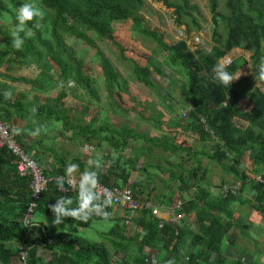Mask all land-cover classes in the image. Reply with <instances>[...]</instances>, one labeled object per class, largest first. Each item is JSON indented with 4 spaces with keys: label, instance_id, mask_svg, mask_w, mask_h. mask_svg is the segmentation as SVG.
Wrapping results in <instances>:
<instances>
[{
    "label": "trees",
    "instance_id": "obj_1",
    "mask_svg": "<svg viewBox=\"0 0 264 264\" xmlns=\"http://www.w3.org/2000/svg\"><path fill=\"white\" fill-rule=\"evenodd\" d=\"M27 1L0 0V19L7 12L13 23L17 24L16 14L12 9ZM37 1L45 12L41 21L44 28L40 32V28L37 30L35 27L36 20L29 22L27 27L34 30L37 36L31 40L24 38L22 49L17 50L15 55L25 57L26 51L34 48V41L50 48L47 54L57 67V72L53 73V67L46 69L51 72L49 75L51 80L59 83L73 81L79 88L91 86L90 75L86 76L84 69V60H77L64 43L65 38L75 37L78 42L97 51V57L100 58L105 73L104 81L111 95L114 96V83L118 85L117 90L122 92L128 90V82L119 78L118 71L98 49L96 42L88 33H94L101 40L112 42L119 49L121 58L133 63L136 83L155 88L157 94L159 89L153 83V74L165 75L163 66L171 71L172 76L168 78L171 91L168 95L173 100H168L166 110L160 109V112L155 110L158 114L157 119L150 115L151 122L162 132V137L146 138L143 135L137 137L154 148L172 150L174 155H179L185 150L188 157L193 159V165L183 169L186 176L174 172L169 175V178L180 184L179 193L182 199L188 198L187 202L182 200L184 206L176 209L175 214L178 216L184 214L186 217L177 218L174 224L168 222L164 224L149 210H140L136 217L128 219L125 215L123 217L115 215L120 209L114 212L112 207H108L105 211L111 215L107 222H112L114 227L105 233L104 243L92 242L78 234L58 232L46 224V218H55L49 205L56 204L59 197H65L72 201L69 207H77L79 195L83 193L82 187H78L68 194H60L59 184L52 182L42 194L41 201L30 220L33 225L38 226L27 228L25 219L32 202L31 179L19 178L16 159L4 148L0 150V263L13 264L14 258H19L20 262V258L25 257L23 264H166L168 260L171 264H184L185 258L188 259L187 264H223L224 256L220 246L223 245L224 238L235 228L241 227L243 231L248 228L239 224L233 225L235 220L233 206H246V203L250 202L252 208L264 216V92L255 85V76L259 72L258 65L261 57H264V0H225L227 14L220 10L219 0H209L215 46L208 54L199 49L191 51L186 41L169 45L156 31L146 28L140 16L141 11L148 8L146 0ZM156 1L174 10L178 27L185 26L187 32L191 33L193 25L197 32L201 31L198 19L192 17L191 12H197L199 20L203 18L198 6L190 4V0ZM46 10L51 12L50 22ZM184 17L190 18V23H187ZM127 20L132 21L134 30L151 37L159 49L167 53L163 63L156 65L148 58L146 66H139L126 56V49L114 37L113 25ZM221 28L223 33L220 32ZM44 31L49 39L43 37ZM20 35L22 37V33ZM4 36L8 38L7 35ZM5 41L7 46L13 48L12 40ZM58 49L61 51H57ZM236 49L250 54L251 78L248 76L241 82L233 81L231 86L225 87L214 81L213 68ZM10 51L7 50L8 53ZM36 55H40V51H37ZM45 64L50 65L48 62ZM247 64L248 62L240 57L228 64L226 70L236 75ZM181 77L186 78V83L182 89L183 96L177 104L173 90L176 91L178 88L182 81ZM249 80L252 81L251 89L246 85ZM18 81L28 83L23 78ZM258 83L264 87V83ZM5 92L7 91L0 92V121L11 127V135L25 149L33 162L43 169L45 178H67L75 174L82 179V174L86 171H94L98 173L100 184L122 189L127 187L130 174L138 171L139 159L149 152L147 148L138 147L132 149L129 157L122 156L129 139L136 140V135L124 125L116 129L111 125L100 124L97 128L99 122L96 120L97 116L90 126L74 125L73 120L77 122V119L71 115L73 110L58 108L56 103L35 106L37 111L33 115L31 102L15 99L13 95L6 99ZM91 93L97 96L93 90ZM118 94L120 95V92ZM242 99L250 100L252 103L250 110L244 111L239 107V101ZM190 105L193 109L189 114V120L187 119L188 123L179 132L177 120L182 116L187 122L183 113ZM54 108L58 109L53 110ZM167 110L176 114V118L174 116L169 118L174 122L173 128L167 126L169 133L172 132L174 135L163 132L164 125L159 121L163 116H167ZM202 119L206 120V125L201 122ZM18 124L23 125V128L20 129ZM49 124L53 128L60 126L64 133H71L70 140L76 141L80 148L91 145L94 152L103 154L108 152L107 157L94 156L90 159L83 153V157L54 154V162L50 165L47 157L40 151L45 131H41V134L29 144L26 141L33 137L30 133L37 127L48 129ZM15 129H20L19 134L14 131ZM184 133L191 137L196 136L202 144H207L210 150H204L202 147L193 149L185 143L178 144L176 139L182 138ZM96 141L98 143L94 144ZM204 159H207L205 163ZM96 162H99V168L96 167ZM213 163L222 167L221 171L225 170L223 173H229L233 181L229 176L221 177L220 187L214 186L208 180ZM70 165L79 167L77 171L67 175L66 168ZM259 178L263 181H259ZM237 182H240L237 194L229 193L226 198L214 196L215 191L212 190L215 187L216 190L222 191L220 188H233ZM128 188L135 199L150 200L155 205L157 202L158 206L164 205L165 210L169 211V201L165 203L156 201L149 192L145 194L144 190L138 191L133 186ZM186 192L190 195L186 196ZM247 192L251 193L252 198L243 199L242 195ZM93 204L99 206L98 199L93 201ZM95 209L93 208L92 218L87 224L71 218L64 224L86 231L95 220L104 222ZM192 212L196 213V234L191 231L192 223L187 220V214L190 215ZM129 224L131 232L127 237L124 228L121 227ZM187 238H190L188 243ZM232 245L235 247V244ZM232 245L227 244L225 247L230 248ZM146 249L151 252L149 255L145 253ZM38 251L47 252L48 260L41 258ZM229 264L243 263L236 260Z\"/></svg>",
    "mask_w": 264,
    "mask_h": 264
},
{
    "label": "rangeland",
    "instance_id": "obj_2",
    "mask_svg": "<svg viewBox=\"0 0 264 264\" xmlns=\"http://www.w3.org/2000/svg\"><path fill=\"white\" fill-rule=\"evenodd\" d=\"M27 2H30V0ZM36 2L39 4L37 0ZM146 2L148 8H144L140 14L143 25L151 31H156L167 44L174 45L181 41H186L191 51L194 52L199 49L207 54L215 46L213 38L214 28L212 25L209 0H190V4L198 6L200 15L203 18V20H199L197 12H191L192 17L198 19V22L202 27L201 31L197 32L195 27L191 25V33L187 32L185 26H177L173 9L166 8L162 3L157 2L156 0H146ZM219 2L220 10L223 11L224 14H227L225 0H219ZM46 14L49 18L48 21L50 22L52 18L51 12L46 10ZM184 20L187 23H190V18L184 17ZM15 25L16 24H14L12 20L9 23H5L4 15L2 16V19H0V92L2 90L11 92L15 99L31 102L33 108H35V106L39 107L42 104L47 105L56 103L58 108L71 109L73 110L71 111V115L75 116L77 119V122L73 120L74 125L79 124L83 127L90 126L92 121L95 120V116H97L96 120H99L96 125L97 128H99L100 124L111 125L116 129L122 125L126 126L133 132V135H136V140L129 139L122 156L129 157L133 148L136 149L138 147H143L149 150V152L148 150L146 151L148 154H145L143 158L139 159L137 166L138 171L130 174L126 186H133V188L138 191L142 189L145 193L149 192L150 195H153L154 200L156 201L159 200L164 203L169 201V211L160 214V217L158 218L164 219L165 222L168 223L175 222L178 218V215L175 214V210L183 207L184 203L182 200L187 202L188 198L182 199L179 193L180 184L176 180L169 178V175H171V172H174L177 175L183 174L186 176L184 168H190L193 165V159L188 157L185 150L179 153V155H174L172 150H165L162 147L154 148L153 145L150 146L149 143L140 141L142 138L137 137V135H143L146 138L162 137V132H160L154 126L153 122H151L150 115H154L157 119L158 114L155 110H166L165 107L168 104V100H173L168 95V92L171 91L168 85V78L172 76L171 71H168L163 66L165 75L154 73L152 76L153 83L159 89L158 94L161 96L160 98L155 88L145 87L142 84L140 85L136 83L133 74V63L124 61L121 58L119 49L112 42L101 40L94 33H88V35L96 42L98 49L104 53V55L110 60L114 69L118 71L119 78L125 79L128 82V90L126 89V92L119 91L117 90L118 85L114 83V96H112L106 85V81H104L105 73H103L100 63L101 60L97 57V51L82 42H78L75 37L65 38L64 43L65 46L74 53L77 60H84V69L86 70V76L89 77L90 75L91 86L79 88L73 81L70 83H59V81L51 80L49 77L51 72L46 70L51 66L53 67L52 73L57 72L56 65L51 61L49 54H47L50 48L43 45L41 46L40 42L34 41V48L26 51L25 57L18 56V58L15 55L17 50L11 48L10 45L7 46L5 40H12L11 31ZM41 25L40 32L44 28L43 24ZM113 26L115 29L114 37L123 45L124 49H126V56L129 59L134 60L139 66H146L148 58H151L156 65L163 63L166 59L167 53L159 49L158 44L151 37L144 36L142 33L134 30L131 20L117 23ZM37 30L39 29L37 28ZM32 32L33 35L31 37H25L24 33H22V37L30 40L34 39L37 35L34 30H32ZM220 32L223 33L222 28L220 29ZM4 35H7L8 38ZM43 37L45 39L48 38L45 35V31ZM8 49L11 50L9 53L7 52ZM37 51H40V55L38 56L36 55ZM57 51L61 50L58 49ZM230 57L231 55L229 54L220 62V64L227 66ZM46 62L50 65H46ZM246 69L247 68L245 67L243 68L244 72H241L242 74L239 79L244 76V73L246 77L249 76L251 78V66L250 69ZM20 78L27 80L28 83L18 81ZM181 79L182 81H180L181 83L179 84L180 87L178 86L176 91L172 89L177 104L178 100L183 96L182 89L186 83L185 77H181ZM63 83L69 84L64 85ZM246 85L247 88L249 87V89H251L252 81L249 80ZM257 85L264 92V87L260 84ZM62 89L65 91H62ZM92 90L97 96H94L91 93ZM117 92H120V95ZM114 101L115 103H113ZM58 108H54L53 110ZM167 111V116L165 115L159 120L164 125L162 131L165 133H169L167 126L173 128L174 122L169 120V118H173V116L176 118V114L173 113V111ZM187 123L188 121L185 122L182 119V116H180V119L177 120L176 123L177 130L180 132V129L186 127ZM18 127L22 129L23 125L18 124ZM169 135H174V133L171 132ZM70 137L71 133H64L60 126L53 128L52 125L49 124V128L45 131V138H43L40 145V151L47 157V161L50 165L54 162V154L56 156L72 154L75 156L81 155L83 157L82 153L84 148H80L76 141L70 140ZM35 138L36 137H31L30 139H27V144L32 142ZM176 142L178 144L185 143L188 147H192L193 149L202 147L204 150H210L209 146L207 144H202L196 136L191 137L185 133L182 138L176 139ZM96 143H98V141L94 142V144ZM107 155L108 152L103 154L95 151L87 157L92 159L94 156L107 157ZM114 157H116V155H114ZM206 160L207 159H204V163ZM143 168H145V170ZM221 170H223L222 167L213 163L211 166V174L208 178L217 188H219V185L221 184L220 177L226 178L229 176L230 179L232 178L229 173H223L225 170L223 172ZM228 184H230V182H228ZM216 187L212 192L216 190ZM185 195L189 196L190 193L186 192ZM240 213L241 214L238 216L236 213L234 214L235 220H233V225H246L250 228L243 231L241 227H238L235 228V230L230 231L224 238L223 245L220 246L221 253L226 254L227 249L225 246H227V244H232L231 242L235 241V247L230 252L232 254L227 255L228 258H240L239 260L243 264H264V236L261 234L264 233V230H258L259 228L264 227L263 224H260L261 220L264 223V219L260 217L261 215L257 210L252 208L250 202H247L246 206L241 208ZM246 214H249L250 217H246ZM115 215L123 217V212L118 211ZM184 216L185 215L183 214V217ZM187 216V220L192 223L191 231L197 233L195 220L196 213L192 212L190 215L187 214ZM53 219L55 218H46L45 220L46 224L53 230L65 234H78L92 242L98 243H104L103 237L105 233L114 227L112 222H107L112 226L106 230H101L97 228L96 225L98 223L104 224L105 222L95 220L92 226L86 229V231H80L76 227L67 224L54 226L52 224ZM236 220H239V222L237 223ZM121 228H124V233L129 237L131 225H124ZM241 231H243L242 234ZM189 240L190 238H187L186 242L188 243ZM253 241L254 244H258V246L251 247ZM105 244L109 246L108 243L105 242ZM255 252H259V254L257 255ZM145 253L149 255L151 252L146 249ZM38 255L46 261L48 260L49 254L47 252L38 251ZM23 262L22 258H20V262L19 258H14L13 260V264H23ZM187 263L188 259L185 258L184 264ZM225 264H229L228 259Z\"/></svg>",
    "mask_w": 264,
    "mask_h": 264
},
{
    "label": "built area",
    "instance_id": "obj_3",
    "mask_svg": "<svg viewBox=\"0 0 264 264\" xmlns=\"http://www.w3.org/2000/svg\"><path fill=\"white\" fill-rule=\"evenodd\" d=\"M193 106L190 105L186 108L183 113L184 118L189 120V114L191 113ZM187 120V121H188ZM201 122L206 125V120L202 119ZM6 148L10 155L16 159V168L21 179H31L30 189L32 191V202L27 210L25 224L27 228H31L34 225L30 222L33 217L34 210L37 208L38 203L41 201V196L47 191L50 183L55 182L59 184L58 192L60 194H68L75 191L78 187L82 185V179L78 175H72L67 178L57 177L54 179H48L44 177L43 169L38 167L31 157L26 153V151L20 146L11 135V127L8 124L2 123L0 121V150ZM83 154L90 156L94 152L92 146L86 145L83 147ZM259 181H263L259 178ZM240 182L236 183L233 188H220L222 191L216 192V197L226 198L229 193L237 194ZM129 186L122 189L117 187H106L98 183L94 189L96 195L98 196L99 207L95 209L97 214L106 212L105 209L112 207L113 211L119 210L123 212V216L132 219L136 217L140 210H149L152 215L157 218L160 214L166 213L165 206L158 203L156 205L150 200H137L131 194ZM38 191V192H37ZM37 192V193H36ZM105 197L111 199L112 204L110 206L105 205ZM178 218H183V215H179ZM162 223H166L164 219H161ZM174 224V222H173ZM33 225V226H32ZM25 261V257H23Z\"/></svg>",
    "mask_w": 264,
    "mask_h": 264
},
{
    "label": "clouds",
    "instance_id": "obj_4",
    "mask_svg": "<svg viewBox=\"0 0 264 264\" xmlns=\"http://www.w3.org/2000/svg\"><path fill=\"white\" fill-rule=\"evenodd\" d=\"M10 8H12L11 5H9ZM16 14V20L18 23L15 25V27L11 31L12 36V47L16 50H20L24 44V37H21V33L25 34V37H31L33 35V32L30 28L27 27L28 23L36 20V28H41L42 25L40 21L44 19L45 12L43 8L36 2V0H30V2H26L19 6L18 8L12 9ZM4 22L9 23L11 21V17L8 15L7 12L4 14ZM259 72L258 75L255 76L256 84L258 82L264 83V57H261L259 65ZM214 72V81L224 85L225 87L231 86L232 82L235 80H238L241 76V72L239 75H233L230 74L226 70V65L224 64H218L213 68ZM4 96L6 99H10L12 96L11 92H5ZM33 115L36 113L37 109L33 108L32 110ZM17 134H19L20 129H15ZM41 131H47V128L44 127H37L34 131L30 133L33 137H37L41 134ZM78 165H70L66 168L67 175H70L71 173L78 170ZM96 167L99 168L100 164L99 162H96ZM99 183V177L98 173L96 172H85L82 174V189L83 193L82 195H79V201L77 207H69V205L72 203L70 198L65 197H59L57 199L56 204L49 205V208L51 212L54 213L55 219L52 220V224L54 226H59L61 224H64L65 221L68 218H71V220H76L81 223L87 224L88 221L92 218V211L93 208H98V205H94L93 201L98 199V196L96 195L94 189L96 185ZM38 192V191H37ZM36 192V193H37ZM112 204L111 199L105 197V205L108 207ZM109 212H103L100 214V217L105 222L104 224H97L96 227L101 230H106L107 228H110L112 225L108 224L107 221L110 217ZM33 226V225H32ZM37 225H34L33 227H36ZM166 264H171V262L168 260Z\"/></svg>",
    "mask_w": 264,
    "mask_h": 264
},
{
    "label": "crops",
    "instance_id": "obj_5",
    "mask_svg": "<svg viewBox=\"0 0 264 264\" xmlns=\"http://www.w3.org/2000/svg\"><path fill=\"white\" fill-rule=\"evenodd\" d=\"M230 55H231V57H230V59H229V63L228 64H230L232 61H234V60H236V59H238V58H240V57H242V58H244L247 62H248V64H247V66H245V68H247V69H250V63H249V58H250V54L249 53H246V52H244L243 53V51H241V50H238V49H236V50H233L231 53H230ZM227 64V65H228ZM246 69V70H247ZM240 72H244L243 71V69H241L236 75H239L240 74ZM245 78H246V75H245V73H244V76L241 78V79H238V80H235L234 82H241V81H243V80H245ZM257 84H259V83H257ZM257 84H255L257 87H259ZM260 88V87H259ZM261 89V88H260ZM263 92V91H262ZM239 107L240 108H242L244 111H248V110H250L251 108H252V103L250 102V100L249 99H242V100H240L239 101ZM221 178V177H220ZM209 180V179H208ZM231 180L233 181V177L231 178ZM210 181V180H209ZM212 188V187H211ZM211 188H210V190H211ZM215 191V193H214V196H215V194H216V192L218 193V190H214ZM145 194H147V193H145ZM243 199H248V198H252V196H251V193H244L243 195ZM157 203V202H156ZM241 207H244V206H240V207H234L233 206V209H235V213H236V215L238 216V215H240L241 213H240V210H241ZM255 210V209H254ZM251 214V213H250ZM261 215V214H260ZM246 217H250V215L248 214H246ZM260 217H262L263 219H264V216H260ZM239 220H240V218H239ZM239 220H236V222L238 223L239 222ZM260 224H263L264 225V223L262 222V220H261V222H260ZM242 227H248V226H246V225H243ZM248 228H250V227H248ZM263 228V229H262ZM262 228H259L258 230H260V231H262V230H264V227H262ZM233 230H235V229H233ZM263 236H264V233H261ZM233 244L235 243V241L234 242H232ZM253 244L251 245V247L252 246H258V244H254V241L252 242ZM232 245V244H231ZM233 246V245H232ZM232 246H230V248L228 247V248H226L227 249V252H226V254H223V256H224V258H223V260H224V263L223 264H225L226 263V260L228 259V261H229V263H231V262H233V261H236V260H239L240 258H238V259H231V258H228L227 257V255H230V254H232V253H230L231 252V250L232 249H234V246L232 247ZM236 250V249H235ZM257 255L259 254V252H255ZM254 253V254H255ZM264 257V256H263ZM214 262H216V259H215V261Z\"/></svg>",
    "mask_w": 264,
    "mask_h": 264
},
{
    "label": "bare ground",
    "instance_id": "obj_6",
    "mask_svg": "<svg viewBox=\"0 0 264 264\" xmlns=\"http://www.w3.org/2000/svg\"><path fill=\"white\" fill-rule=\"evenodd\" d=\"M24 149V148H23ZM25 150V149H24ZM9 154V153H8ZM15 159V158H14ZM18 173V172H17ZM76 176V175H75Z\"/></svg>",
    "mask_w": 264,
    "mask_h": 264
}]
</instances>
